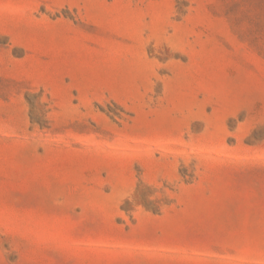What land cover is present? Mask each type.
Segmentation results:
<instances>
[{"label": "rangeland", "instance_id": "1", "mask_svg": "<svg viewBox=\"0 0 264 264\" xmlns=\"http://www.w3.org/2000/svg\"><path fill=\"white\" fill-rule=\"evenodd\" d=\"M0 264H264V0H0Z\"/></svg>", "mask_w": 264, "mask_h": 264}]
</instances>
